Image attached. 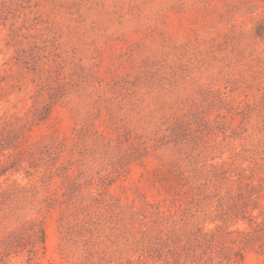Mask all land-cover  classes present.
Here are the masks:
<instances>
[{
    "label": "rangeland",
    "instance_id": "1",
    "mask_svg": "<svg viewBox=\"0 0 264 264\" xmlns=\"http://www.w3.org/2000/svg\"><path fill=\"white\" fill-rule=\"evenodd\" d=\"M0 264H264V0H0Z\"/></svg>",
    "mask_w": 264,
    "mask_h": 264
}]
</instances>
